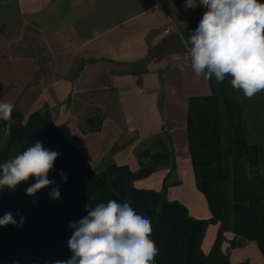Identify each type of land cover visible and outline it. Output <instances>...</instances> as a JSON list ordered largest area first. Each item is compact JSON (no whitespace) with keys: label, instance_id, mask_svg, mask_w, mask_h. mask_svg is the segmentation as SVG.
Segmentation results:
<instances>
[{"label":"crops","instance_id":"0c3cea01","mask_svg":"<svg viewBox=\"0 0 264 264\" xmlns=\"http://www.w3.org/2000/svg\"><path fill=\"white\" fill-rule=\"evenodd\" d=\"M185 2L0 0V100L13 103L24 119L47 108L96 171L114 163L135 172L140 151L171 149L173 167L158 165L131 185L158 191L166 177V198L184 205L190 216L207 219L185 122L189 98L211 90L207 79L195 76L182 36L207 9L185 11ZM217 230L218 223L206 226L204 253ZM223 235L220 249L230 263L264 264L254 241L230 246L233 233Z\"/></svg>","mask_w":264,"mask_h":264},{"label":"trees","instance_id":"16d2710c","mask_svg":"<svg viewBox=\"0 0 264 264\" xmlns=\"http://www.w3.org/2000/svg\"><path fill=\"white\" fill-rule=\"evenodd\" d=\"M202 17L195 18L182 30L186 43ZM231 79L226 75L224 82L217 84L213 76L207 79L210 94L191 96L188 100L187 147L195 185L204 195L211 214L207 219L190 216L184 205L166 198L169 186L166 177L158 191L131 185L132 180L150 174L158 165L173 167L171 149L140 151V166L135 172L127 165L114 163L96 171L54 124L47 108L30 112L26 119L14 109L11 135L6 136L0 148V164L22 154L37 141L59 156L48 173V179L55 180L54 185L28 196L26 189L36 183L33 176L14 190L0 188V218L12 212L19 224L18 213L24 217L22 227L0 226V261L54 264L69 259L73 253L68 241L74 231L69 224L87 215V205L91 210L112 199L130 203L138 214L151 221V239L159 249L155 264H232L227 252L220 249L226 230L234 235L230 246L254 241L264 255V176L256 170L262 154L260 145L249 141L245 128L244 107L250 104L238 93L242 90L231 86ZM6 123L0 121V128ZM157 142L165 146L160 140ZM62 173L66 182L62 181ZM53 187H59V199L49 196ZM209 223H218V230L212 247L204 253L200 243ZM19 258L21 261H17Z\"/></svg>","mask_w":264,"mask_h":264},{"label":"clouds","instance_id":"9594fccd","mask_svg":"<svg viewBox=\"0 0 264 264\" xmlns=\"http://www.w3.org/2000/svg\"><path fill=\"white\" fill-rule=\"evenodd\" d=\"M201 5L207 11L185 44L195 76L205 79L214 76L217 84H222L229 75L231 86L242 90L249 99L264 91V3L260 0H186L185 11ZM14 108L13 103L0 100V121L7 122L0 128L4 136L11 135ZM58 156V152L35 142L22 154L0 164V188L14 190L33 176L37 179L26 189L28 196L54 185L55 180L48 179V173ZM61 177L66 182L63 173ZM60 195L59 187H53L49 193L54 200ZM86 211L85 217L69 224L74 229L68 241L73 255L54 264H155L159 249L151 239L152 223L130 203L121 204L112 199L91 210L87 205ZM18 215L19 224L14 214L8 212L0 218V226L22 227L24 217Z\"/></svg>","mask_w":264,"mask_h":264},{"label":"rangeland","instance_id":"374dc122","mask_svg":"<svg viewBox=\"0 0 264 264\" xmlns=\"http://www.w3.org/2000/svg\"><path fill=\"white\" fill-rule=\"evenodd\" d=\"M43 47L40 44H37L38 54H42ZM159 54H157L158 56ZM44 62L45 59L41 58ZM242 96V99L250 105H245V119H246V132L248 139L251 142H257L260 145V152L262 154V161L259 165L256 166L259 173L264 176V93H257L251 99L246 98L243 94V91H238ZM6 140V136L0 132V148L3 147ZM21 261V258L17 259ZM3 263V262H2Z\"/></svg>","mask_w":264,"mask_h":264}]
</instances>
